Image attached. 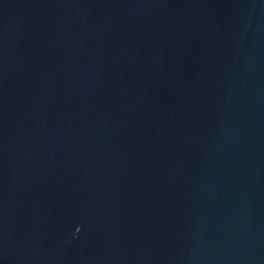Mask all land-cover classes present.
<instances>
[{
    "label": "water",
    "instance_id": "obj_1",
    "mask_svg": "<svg viewBox=\"0 0 264 264\" xmlns=\"http://www.w3.org/2000/svg\"><path fill=\"white\" fill-rule=\"evenodd\" d=\"M0 264H264V0H0Z\"/></svg>",
    "mask_w": 264,
    "mask_h": 264
}]
</instances>
